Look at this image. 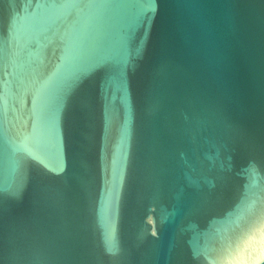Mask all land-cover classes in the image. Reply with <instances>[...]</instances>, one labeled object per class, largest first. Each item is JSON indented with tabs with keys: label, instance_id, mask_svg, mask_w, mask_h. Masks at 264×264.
I'll return each instance as SVG.
<instances>
[{
	"label": "water",
	"instance_id": "obj_1",
	"mask_svg": "<svg viewBox=\"0 0 264 264\" xmlns=\"http://www.w3.org/2000/svg\"><path fill=\"white\" fill-rule=\"evenodd\" d=\"M0 264H264V0H0Z\"/></svg>",
	"mask_w": 264,
	"mask_h": 264
}]
</instances>
